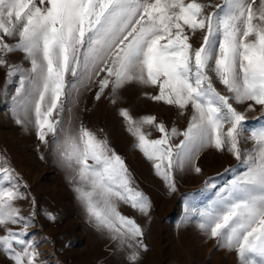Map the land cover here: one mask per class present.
<instances>
[{"label":"snow or ice","instance_id":"6c2138e0","mask_svg":"<svg viewBox=\"0 0 264 264\" xmlns=\"http://www.w3.org/2000/svg\"><path fill=\"white\" fill-rule=\"evenodd\" d=\"M0 69L6 86L18 78L15 123L34 130L47 149L40 159L54 153L89 223L126 264H141L148 246L143 226L121 205L149 216L152 202L104 130L90 128L73 107L88 93L116 105L130 84L156 89L144 95L188 113L181 130L118 110L170 192L177 173L203 175L197 160L205 148L235 157L226 169L232 178L218 187L208 177L201 191L215 190L213 198L200 208L186 199L185 215L198 217V228L235 251L239 264H264V0H0ZM257 106L260 127L249 130L247 113ZM23 199L19 176L0 153V255L8 264H44L27 238L32 217L16 203Z\"/></svg>","mask_w":264,"mask_h":264},{"label":"rangeland","instance_id":"374dc122","mask_svg":"<svg viewBox=\"0 0 264 264\" xmlns=\"http://www.w3.org/2000/svg\"><path fill=\"white\" fill-rule=\"evenodd\" d=\"M199 40L197 34L193 42ZM12 59L21 61L23 53L15 54ZM17 79L13 78L14 82L6 86L5 72L0 69V153L9 160L27 194V199L16 202L22 215L32 217L27 238L37 242L44 264H126L125 255L116 251L113 244L89 223L66 179V171L56 163L54 153L40 159L47 149L40 145L34 130L15 123L12 96ZM145 91L155 93L156 89L130 84L122 90L121 100L116 105L107 97L96 101L93 94L88 93L80 105L73 107L90 128L104 130L112 146L125 159L136 185L152 202L149 216L121 205L125 215L135 218L143 226L148 251L142 254L141 264H239L235 251L217 247V241L198 228V217L186 218L185 215V200L193 207H204L215 193V190L201 191L204 181L212 177L218 187L223 186L232 178V173L226 169L235 167L237 160L226 150L205 148L197 160L203 175L190 168L177 173V190L170 192L155 174L152 164L134 146V138L126 131L118 110L125 107L131 109L134 116L154 115L158 122L163 121L169 127L175 125L181 130L187 126L188 113L181 115L175 107L151 100L144 95ZM260 115L259 106L247 113L249 130L260 127L256 119ZM148 130L152 132V138L158 137L155 129ZM246 135H250V131ZM46 213L53 214L55 219H50ZM12 227L19 229L23 225ZM0 264H8V258L0 255Z\"/></svg>","mask_w":264,"mask_h":264}]
</instances>
